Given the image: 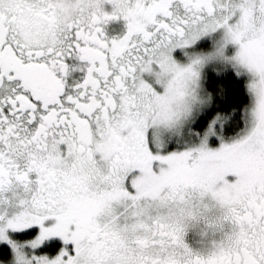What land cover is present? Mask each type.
Here are the masks:
<instances>
[{
  "label": "snow or ice",
  "instance_id": "6c2138e0",
  "mask_svg": "<svg viewBox=\"0 0 264 264\" xmlns=\"http://www.w3.org/2000/svg\"><path fill=\"white\" fill-rule=\"evenodd\" d=\"M0 264H264V0H0Z\"/></svg>",
  "mask_w": 264,
  "mask_h": 264
}]
</instances>
